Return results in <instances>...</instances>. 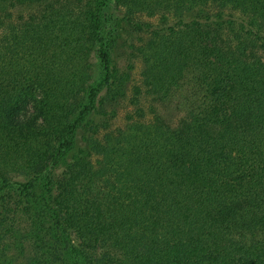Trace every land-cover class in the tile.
<instances>
[{"label": "trees", "instance_id": "1", "mask_svg": "<svg viewBox=\"0 0 264 264\" xmlns=\"http://www.w3.org/2000/svg\"><path fill=\"white\" fill-rule=\"evenodd\" d=\"M25 245L264 264V0H0V263Z\"/></svg>", "mask_w": 264, "mask_h": 264}, {"label": "rangeland", "instance_id": "2", "mask_svg": "<svg viewBox=\"0 0 264 264\" xmlns=\"http://www.w3.org/2000/svg\"><path fill=\"white\" fill-rule=\"evenodd\" d=\"M123 49H124V47L122 46V43H121L120 51L122 52ZM117 53L119 54V50H117ZM24 248H26V251H24V254H21L20 250H13V251L7 253L8 256L6 255L5 257H3L1 259L2 262L0 264H11L13 262L16 264H21L24 260L27 259V257L29 256V253H30L27 245H25ZM13 255H14V257H11Z\"/></svg>", "mask_w": 264, "mask_h": 264}]
</instances>
